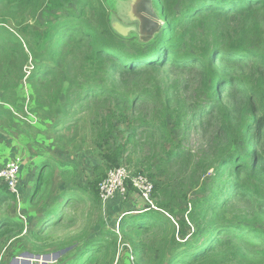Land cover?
Instances as JSON below:
<instances>
[{"label": "trees", "instance_id": "trees-1", "mask_svg": "<svg viewBox=\"0 0 264 264\" xmlns=\"http://www.w3.org/2000/svg\"><path fill=\"white\" fill-rule=\"evenodd\" d=\"M8 1L0 0V5ZM145 1L164 23L159 36L147 40L146 50L143 45L132 51L119 46L106 12L96 15L97 7L85 0L78 3L76 12L47 23L48 30L37 38L36 50L33 45L24 46L0 25V91L4 92L0 116L9 114L4 108L9 103L7 96H14L22 81L36 94L56 82L67 100L63 109L54 110L62 113L59 122L71 116L81 100L109 102L122 118L136 102L152 104L155 116L148 122L139 121L127 139L133 141L140 131L150 145L146 162L164 174L165 184L158 190L159 211L147 208L127 219L120 226L122 232L125 225L129 229L124 236L152 234L155 249L138 239L132 243L136 253L149 255V264H264V228L253 224L260 217L264 220V36L258 21L260 15L264 17V0H186L174 17L178 0ZM200 27L202 32H198ZM194 37H198L195 42L189 39ZM75 46L83 47L78 55V70L86 80L82 87H77L73 78L63 83L55 80L62 55L71 49L68 55L75 56ZM5 71L7 77L3 78ZM159 72L184 78L194 73V81H174L166 88L146 83L134 95L126 90L129 81ZM43 82L45 87L41 89ZM180 85L192 88L189 99L182 97ZM104 122L96 133L100 140L107 138L104 144L112 151L114 161L119 147H109L114 129L110 114L106 127ZM192 132L207 140L199 153L176 144L180 141L178 134L181 137ZM210 172L217 177L213 190ZM184 186L193 189L189 199ZM156 193L154 186V197ZM9 199L13 194L4 184L0 201ZM248 200L255 206L249 214L251 219L233 213L236 219L226 221L231 207ZM52 217V210L44 213L43 223L32 234L35 240L40 241L41 234L44 240L45 230L62 220V216ZM22 231L15 220L0 221V240ZM109 235L99 234L80 244L91 254L86 264L114 263L118 238ZM67 261L63 264H81L78 257L75 263Z\"/></svg>", "mask_w": 264, "mask_h": 264}, {"label": "rangeland", "instance_id": "rangeland-1", "mask_svg": "<svg viewBox=\"0 0 264 264\" xmlns=\"http://www.w3.org/2000/svg\"><path fill=\"white\" fill-rule=\"evenodd\" d=\"M80 1L84 0H33L36 5L32 6L30 0H11L0 5V25L9 30L24 46L33 45L36 50L37 38L41 32L48 30L47 23L55 17H67L70 12H76ZM85 1H90L97 7L96 15L102 16L103 12H106L115 41L130 51L137 45H143V50H146L149 45L147 40L152 41L159 36L160 29L164 27V23L151 9L150 3L145 0ZM178 1L173 10V17L183 8L186 0ZM258 21L263 37L264 17L260 15ZM202 31L203 27H200L198 32ZM189 39L195 42L198 37ZM262 41L263 39H260V42ZM186 49L184 46V50ZM70 50L62 55L58 65L59 76L55 80L63 83L68 77L73 78L77 87H82L86 80L82 71L78 70V55L83 47L75 46L74 50H78L75 56L72 53L68 55ZM193 74H187L184 78L177 74L164 76L161 72L153 73L142 77L141 80L129 81L126 90L134 95L139 91L138 87L146 83H158L165 88L174 81L180 84L187 81L192 83ZM113 76L115 78L116 74ZM1 77L0 75V80ZM6 77L7 71L3 75V78ZM42 85L41 89H44V82ZM191 89H186L183 85L179 88L185 99H189ZM57 92L59 87L56 82L50 89L45 88L43 93L36 94L30 84L22 81L13 91L14 96H7L9 103L4 108L9 114L3 113L0 116V167L12 162H17L20 166L13 192L15 195L12 193L13 199L0 201V221L10 218L23 228L21 234H9L0 240V264H35L39 259L63 264L66 260L73 262L76 257L81 264H86L91 254H87L80 244L90 237L110 233L118 238L113 264H149V255L146 257L141 252L136 253L132 243L138 239L143 242L142 245L155 249L156 246L151 245L152 234L124 236L129 229L125 225L122 232L120 226L123 227L127 219L142 213L148 207L144 206L140 192L134 186L138 178L147 180L151 188L156 187L155 197L153 190L150 197L152 205L157 207V203L161 201L158 190L164 186L165 176L146 162L148 159L145 155L149 153L150 145L141 137L140 131H137L133 141L128 142L127 139L132 127L136 128L139 121L148 122L155 116V108L152 104H146L147 102L146 105L136 102L134 108L125 112L122 118L119 112L113 111L115 107L109 102L81 100L75 104L72 115L64 122H59L62 113L59 115L54 110L57 107L63 109L67 100L64 91L56 95ZM3 96L4 92L0 91V99ZM41 96L44 98L41 99ZM140 101H143V98ZM109 114L114 127L109 137L112 143L110 145L109 142V147H119V155L117 154L114 161L112 151L106 149L104 144L107 138L100 140L96 133L103 120L104 126H107ZM180 135H177V140L180 141L176 144L194 153H199L207 146V140L196 132L179 137ZM158 150L156 149L157 154ZM117 169L123 170L126 175L121 182L120 191L119 187L112 189L113 181L109 179L110 171ZM210 173L213 190L217 177L214 172ZM103 182L107 183V188L114 190L113 194L106 198L104 191H101ZM3 185L0 180V189ZM198 188L199 186H196L195 189ZM183 191L189 199L193 189L184 186ZM68 199L72 200L68 202ZM254 209L252 201H239L235 208L229 209L230 214L227 215L226 221L233 222L236 219L234 214L251 219L249 214ZM49 210L53 212V220L57 216H62V220L57 226L45 230L44 240H41L43 234L39 238L40 241L35 240L32 234L43 223L44 213ZM262 219L260 217L253 221L254 227L264 228ZM68 243L71 244L67 246ZM76 245L79 247L74 249Z\"/></svg>", "mask_w": 264, "mask_h": 264}, {"label": "built area", "instance_id": "built-area-1", "mask_svg": "<svg viewBox=\"0 0 264 264\" xmlns=\"http://www.w3.org/2000/svg\"><path fill=\"white\" fill-rule=\"evenodd\" d=\"M19 171H20V166L17 162L7 163V164H4L2 167H0V180L8 187V189L12 193L15 192ZM125 176L126 175L123 172V170L117 169V170L110 171L109 179L113 181L112 189L115 190L119 187V191H120V185H121V182L125 179ZM148 183L149 182L147 180L140 177L134 182V186L139 190L140 198L144 201L145 206H148L147 207L148 209H153V210L158 211V209L152 205L150 197H151L153 187L151 188V186ZM112 189L107 188L106 182L102 183L101 191H104V194H105L104 198H106V196L109 197L111 194H113L114 190ZM34 263L35 264H55V263H51L48 261H44L42 259H39Z\"/></svg>", "mask_w": 264, "mask_h": 264}, {"label": "water", "instance_id": "water-1", "mask_svg": "<svg viewBox=\"0 0 264 264\" xmlns=\"http://www.w3.org/2000/svg\"><path fill=\"white\" fill-rule=\"evenodd\" d=\"M144 12H146V11L144 10ZM47 259H48V257H47Z\"/></svg>", "mask_w": 264, "mask_h": 264}, {"label": "crops", "instance_id": "crops-1", "mask_svg": "<svg viewBox=\"0 0 264 264\" xmlns=\"http://www.w3.org/2000/svg\"><path fill=\"white\" fill-rule=\"evenodd\" d=\"M77 258V257H76Z\"/></svg>", "mask_w": 264, "mask_h": 264}]
</instances>
